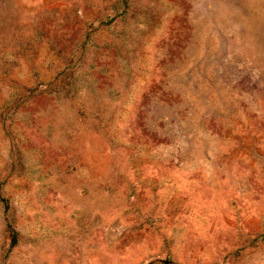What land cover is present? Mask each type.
Masks as SVG:
<instances>
[{"label":"rangeland","instance_id":"obj_1","mask_svg":"<svg viewBox=\"0 0 264 264\" xmlns=\"http://www.w3.org/2000/svg\"><path fill=\"white\" fill-rule=\"evenodd\" d=\"M0 264H264V0H0Z\"/></svg>","mask_w":264,"mask_h":264}]
</instances>
